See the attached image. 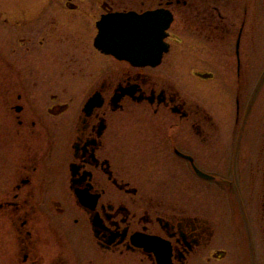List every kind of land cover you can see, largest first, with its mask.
Listing matches in <instances>:
<instances>
[{"label":"flooded vegetation","instance_id":"obj_1","mask_svg":"<svg viewBox=\"0 0 264 264\" xmlns=\"http://www.w3.org/2000/svg\"><path fill=\"white\" fill-rule=\"evenodd\" d=\"M107 1L101 0L107 10L95 20L93 44L96 22L104 13L169 9L175 19L174 7L198 10L209 41L231 42L233 37L227 66L217 70L227 75L226 84L209 90L217 108L228 103L235 114L216 118L170 79L163 60L172 49L173 22L165 37L169 49L156 65L119 59L94 45L114 63L98 68L78 115L67 118L61 131L58 119L36 116L37 106L26 105L14 67L2 59L6 66L0 74L9 77L1 78L0 89L16 154L0 175L1 264H260L264 106L261 112L255 106L251 114L250 98L264 82V68L250 87L243 44L257 0H137L138 6L129 9H113ZM235 13H240L238 29ZM214 33L220 36L213 39ZM39 43L57 55L53 44ZM16 61L24 72L26 55L13 65ZM45 61L56 64V56ZM215 74L198 70L200 78ZM69 107V102H56L47 110L57 116ZM222 128L233 142L218 147ZM65 130L68 141L60 157L51 135L63 136ZM244 132L249 138L242 141ZM140 151L173 163H139ZM187 175L198 179L196 202L194 196L163 195L158 189L179 185L187 191L192 186Z\"/></svg>","mask_w":264,"mask_h":264},{"label":"rangeland","instance_id":"obj_2","mask_svg":"<svg viewBox=\"0 0 264 264\" xmlns=\"http://www.w3.org/2000/svg\"><path fill=\"white\" fill-rule=\"evenodd\" d=\"M136 1L116 0L111 3L108 0L107 2L112 4L111 8L113 9H129L138 6ZM74 4H77V7H73ZM105 10L107 9L101 4V0H0V70L3 71L6 66L2 59L6 60L7 58V62L10 63L11 68L14 67V72H16H12L14 79H17L18 88L17 86L16 88L26 91V93L23 92L26 96V105L30 109H33L32 106H29L31 104L37 106L34 107L37 111L36 116L42 115L43 118L47 116L53 120L58 119L60 122L59 131L67 118L78 115L83 101L90 94V85L100 74L101 70L98 68L104 67L110 61H112V65L114 63L113 59L101 55L93 44V36L96 33L95 20ZM183 10L185 9L174 7L175 19L168 37L172 43V49L163 60L165 67L170 71L169 77L183 95L188 99H195L197 102L199 100L211 115L216 118L219 115L230 117L235 113H231V108L229 112L228 103L226 108L216 107L218 102L213 90L214 87H218V84L223 82L224 86L226 84L227 75H223L222 71L218 73L217 70L226 68L228 62L226 52L235 40L232 37L231 42H223L216 38L220 34L214 33L215 38L213 39H217V41H209L207 30L201 28L202 19L205 17H198V10ZM239 18L240 13H235L236 29L240 26ZM226 19L229 23V18ZM247 25L249 26L245 28L247 37L243 40V44L245 51L249 54L246 64L249 73L248 83L252 87L257 81L258 72L264 68L263 0L255 2V6L249 12ZM40 40L44 42L42 45L53 44L56 48L54 54L57 55L46 52L47 48L40 46ZM22 47L24 49L26 47V51ZM6 53H9V56ZM21 55H26L27 62L24 72H20V69L15 66L17 61L13 65V61ZM55 56L57 65L45 61L48 58L53 59ZM198 70L202 72L213 70L216 74L212 78H200ZM0 75V81L5 76L9 77L8 75L4 76L2 72ZM35 82L38 85L35 86ZM210 88L213 90H209ZM258 90L256 97H253L252 94L250 98L253 106L250 112L253 115L255 106L260 112L261 107L264 106V82L261 83ZM54 93L58 96L56 99L52 98ZM5 99V91L0 89V175L3 174L5 165L12 157L15 158L16 154L10 132L11 127L8 124ZM56 102H69L70 107L66 111L56 114L57 116H51L47 106ZM233 106L235 108V104ZM245 112L247 114L248 108H245ZM220 131L215 141L218 147H222L226 143L230 145L233 142L230 133L226 128H222ZM245 132L242 135V141L249 138V133L245 134ZM62 135L58 132H53V137L51 135L53 142L58 141L53 148L54 152L58 151L60 157L61 153L66 150L67 130ZM247 147H251V145H247ZM136 157L142 160L139 163H173L171 161L166 163L168 159L164 160L165 156L160 158L161 156L145 152H141ZM203 157L205 163L210 162L205 156ZM186 180L192 184L187 188V191H182L179 185L163 186L158 189L163 195L194 196L195 202L198 201V179L187 175ZM193 206H198V204ZM1 238L0 235V264L5 251L4 245L1 244ZM260 264H264V250L261 252Z\"/></svg>","mask_w":264,"mask_h":264},{"label":"water","instance_id":"obj_3","mask_svg":"<svg viewBox=\"0 0 264 264\" xmlns=\"http://www.w3.org/2000/svg\"><path fill=\"white\" fill-rule=\"evenodd\" d=\"M172 19V13L166 9L143 14L135 11L104 14L98 21L99 34L95 44L104 52L135 64L156 65L163 52L168 50L163 38ZM183 155L192 159L190 155ZM195 169L198 171L196 166Z\"/></svg>","mask_w":264,"mask_h":264}]
</instances>
